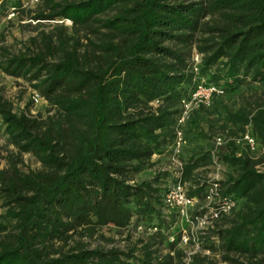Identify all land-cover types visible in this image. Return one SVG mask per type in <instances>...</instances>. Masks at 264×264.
I'll return each instance as SVG.
<instances>
[{
	"label": "trees",
	"instance_id": "obj_1",
	"mask_svg": "<svg viewBox=\"0 0 264 264\" xmlns=\"http://www.w3.org/2000/svg\"><path fill=\"white\" fill-rule=\"evenodd\" d=\"M10 7L23 9L21 0H0V19ZM31 17L72 26L56 22L30 38L34 48L0 52V70L36 81L54 108L44 117L13 111L0 86L8 142L39 163L27 172L16 163L0 169V264H216L200 251L186 262L184 249L168 242L177 218L163 213L164 174L138 177L153 155L170 151L180 99L197 83L191 47L200 55L198 75L222 94L182 125L187 144L204 143L185 158L182 151L181 179L189 196H203L198 170L212 162L210 139L225 132L219 193L242 203L198 241L221 260L264 264V171L235 143L248 131L264 147V90L239 88L264 84V0H41ZM233 95V104L221 98ZM201 113L216 118L203 128ZM138 224L156 230L124 249L76 240L64 248L81 230Z\"/></svg>",
	"mask_w": 264,
	"mask_h": 264
},
{
	"label": "rangeland",
	"instance_id": "obj_2",
	"mask_svg": "<svg viewBox=\"0 0 264 264\" xmlns=\"http://www.w3.org/2000/svg\"><path fill=\"white\" fill-rule=\"evenodd\" d=\"M41 0H37L36 2L29 3L25 7H21L23 9L16 8L15 10H11L10 8L5 13V17L0 19V52L3 53H15L19 50H23L26 47L29 46V48H34V44L31 43L30 38L35 36L37 32L41 30L47 31L54 23H60L64 26H66L68 29L71 28L72 23L68 19H60L57 18L55 20H34L32 19V15L37 9V5L40 4ZM3 48V49H2ZM2 49V50H1ZM196 50L194 47H191L190 54L188 55V61L191 69L193 70V66H197V71L195 72L196 81L198 83H207L205 81L204 76L198 75V63L200 61V56L198 58V61L194 60L193 56L195 54ZM36 81L29 80L27 77L24 76H17L12 75L7 72L0 70V86L2 88V93L5 98H7L11 104L13 111H26L31 115H39L44 117L47 114L54 113V108L51 107L46 99L41 95L39 90L33 86ZM241 90H244L245 93H250L253 90H258L261 92L264 90V84H258L254 83L250 86H241L239 87ZM236 90V92H240L241 90ZM36 91L39 93L41 99L38 102H34L32 100V94ZM222 93L214 94L212 95L209 104H199L196 107H193L191 110V113L198 109L199 107L207 108L210 107L212 104V99L215 95H221ZM224 101L227 103L233 104V102H238L237 96H222L221 97ZM151 106L155 107L158 104V101L153 100L149 103ZM200 118V126L203 128H206L208 120L210 118H216V114L213 115H207L205 113H201ZM188 128V126H187ZM217 136H222L225 139V143L227 142L228 138L225 136V132H217L212 139L209 141L210 148H213L214 146V139ZM241 138V137H240ZM236 138L235 143L239 147H246L244 142L240 139ZM203 140L201 138H196L193 142H190L183 146V157L185 158L186 155H188L192 150H195L197 146L200 144L203 145ZM225 143L220 145L216 150L217 152H220L222 148H224ZM247 149V148H246ZM247 151L254 157V159H259V163L255 165L256 168H258L259 171H264V147L260 146L258 144L255 147V150ZM239 153V152H238ZM169 153L168 155L164 156H158L153 155L151 157V161L153 162V165L143 171L138 177L139 178H149L153 176L155 173L160 172L163 173V178L160 181L161 188L163 189V185L167 183L169 180H173L172 172H173V165L169 162ZM222 162V161H221ZM10 163H16V167L19 168V170L23 172H27L29 170H34L39 167V163L37 160L29 153H23L18 156L16 149L13 145H11L8 140L7 136L4 132L3 125L0 122V169H8L10 167ZM163 169V171H162ZM228 170L226 165L222 162L220 167V172L218 173V177L221 178V180L224 178L225 172ZM198 180L200 182L206 181L210 176H212L213 169L212 166L209 164L207 166L201 167L198 170ZM188 187V193L191 189L188 182H186ZM197 202L196 205L191 207V212H195L197 207L202 204V197L195 196ZM2 200H0V224L4 221L2 218V214L5 212V207L2 205ZM242 207L241 201L236 202V206L234 209H238ZM214 226V222L212 223V227ZM212 227H208L204 233L210 232ZM183 230H189V226H186L185 221L177 222L175 225L171 228L170 232H173V237L176 240V243L180 242V235ZM148 230L139 231L137 227L135 226H128L123 229H119L110 225L101 226L98 227L92 234H88L87 232L81 230L78 231L73 238H71L68 241V245H65L64 248H68L72 244L73 240L82 242L85 246L89 248L94 247H102V248H108L110 246H115L117 248L124 249L128 245H130L131 242H133L138 237H143L146 234H148ZM176 246L181 247L184 249V252L189 251H200L202 254H208L211 255L214 259H216V264H251L246 263V260L239 256L237 257L235 262H228L226 260H221L220 253L217 251H214L213 253H210L212 251L208 250L207 253L204 252V250H207L206 248H203L201 246L200 241H198L197 248L195 247V244L191 241L187 246L184 245H178ZM167 250L163 247L161 249L160 254L165 253ZM185 260V258H184ZM254 262V261H253Z\"/></svg>",
	"mask_w": 264,
	"mask_h": 264
},
{
	"label": "built area",
	"instance_id": "obj_3",
	"mask_svg": "<svg viewBox=\"0 0 264 264\" xmlns=\"http://www.w3.org/2000/svg\"><path fill=\"white\" fill-rule=\"evenodd\" d=\"M36 1L37 0H21V4L22 7H25L29 3ZM10 9L15 10V7H10ZM199 56L200 55L195 52L193 56L194 60L198 61ZM193 67V70L196 72L197 66L194 65ZM218 93H222V90L215 84L198 83L193 90L187 96L182 97L179 102L180 112L176 117L177 127L175 137L169 147L170 151L168 157L169 162L173 165V180H169L163 185V194L161 196L163 213L169 214L170 212H174L177 218L176 223L185 221L186 226H189L188 231L183 230L181 232L179 243H176L173 233H171L170 230L166 231L168 242H175L178 245L187 246V244L192 241L197 248L198 234L204 233L208 227H212V223L215 220L221 215L228 214L236 206L237 200L235 198L231 195H221L219 193V181L221 178L218 177V173L220 172L222 162L218 158V152L216 149L225 143V139L222 136H217L214 139V146L211 150L212 162L210 164L213 173L210 178L201 182L204 184V194L202 196V204L197 207L195 212H191V207L196 205V197L188 195L187 184L181 179L183 167L182 148L186 143L182 125L189 117L193 107H196L199 104H209L212 95ZM40 99L41 97L39 93L34 91L32 94V100L38 102ZM240 139L244 142L249 151L255 150L257 141L248 131H245ZM237 154L239 155V153ZM136 227L139 231L148 230L149 233L156 230V227L152 225L138 224ZM195 251L196 250L185 253L184 258L186 262L190 260L191 254ZM204 252L207 253L208 249L204 250Z\"/></svg>",
	"mask_w": 264,
	"mask_h": 264
}]
</instances>
